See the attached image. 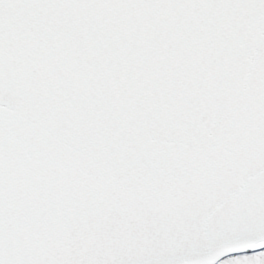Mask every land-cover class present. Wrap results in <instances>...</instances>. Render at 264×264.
Instances as JSON below:
<instances>
[{
	"label": "snow or ice",
	"instance_id": "6c2138e0",
	"mask_svg": "<svg viewBox=\"0 0 264 264\" xmlns=\"http://www.w3.org/2000/svg\"><path fill=\"white\" fill-rule=\"evenodd\" d=\"M0 264H264V0H0Z\"/></svg>",
	"mask_w": 264,
	"mask_h": 264
}]
</instances>
